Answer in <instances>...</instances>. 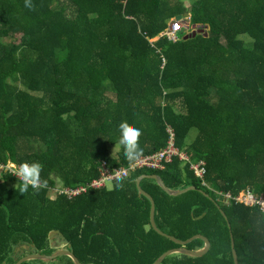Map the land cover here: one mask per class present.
I'll list each match as a JSON object with an SVG mask.
<instances>
[{"label":"trees","instance_id":"obj_1","mask_svg":"<svg viewBox=\"0 0 264 264\" xmlns=\"http://www.w3.org/2000/svg\"><path fill=\"white\" fill-rule=\"evenodd\" d=\"M29 3L0 0V162L38 163L45 183L21 193L12 173L0 174V264L52 255L53 231L81 264H153L181 248L150 226L142 175L174 191L195 186L173 196L152 179L140 183L160 232L211 244L203 258L176 253L161 264H234L231 235L238 264H264V213L218 195L264 194V0ZM189 7L178 40L163 36ZM121 121L140 130L141 155L165 147L171 128L180 150L206 161L209 186L175 157L163 170L119 179V188L116 179L111 189L51 197L97 178L103 161L129 165ZM205 246L198 238L187 247Z\"/></svg>","mask_w":264,"mask_h":264},{"label":"built area","instance_id":"obj_2","mask_svg":"<svg viewBox=\"0 0 264 264\" xmlns=\"http://www.w3.org/2000/svg\"><path fill=\"white\" fill-rule=\"evenodd\" d=\"M182 27V23L176 21L165 32H163L162 35L166 36L169 40L176 42L179 38L178 34ZM167 132L169 137L165 147L154 153L141 155L139 160L131 166L128 165L113 169L103 161L99 168V176L97 178L93 179L88 184L80 185L75 188H56L54 189V194H63L68 198H76L81 194L86 193L89 189H103L108 183H112L118 178H127L132 172L137 170H163L175 157H178L184 162H188L191 170L195 173V176L203 180L204 186H209L205 181L207 175L206 161L204 159L194 161L187 152L180 150L176 146L173 130L167 128ZM13 167H19V165L12 161L8 162L7 165L1 164L0 162V174H2V172L12 173L11 169ZM218 195L225 204L235 202L247 207H254L264 213V194L256 193L251 188L241 190L236 195L230 192H218Z\"/></svg>","mask_w":264,"mask_h":264},{"label":"water","instance_id":"obj_3","mask_svg":"<svg viewBox=\"0 0 264 264\" xmlns=\"http://www.w3.org/2000/svg\"><path fill=\"white\" fill-rule=\"evenodd\" d=\"M191 10H192V7H189L188 11L185 12L183 16L177 17V20H181L184 17L189 19V13ZM193 35H196V33ZM145 178L154 180L163 191H165L168 194L173 195V196H178V195L184 194L188 191L195 190L196 187L192 186V187H189L186 189L174 191V190L169 189L165 185V183L162 182L160 177L157 175H142L137 179L136 182H137L138 191L140 192V194L144 195L150 202V213H149L150 226L158 234L163 235V236H167L172 241L176 242L177 244L182 245L181 248L171 249V250L166 251L165 253H162L159 256V258L153 264H161L162 261L165 260L166 258H168L169 255L176 254V253L187 254L189 256H192V258H203V256L209 252V249L211 246L209 238H207L203 235H197V236H194L193 238H190L186 241H181V240H177L176 238H174L172 236L163 234L162 232H160L157 229V227L154 223V202H153V199L147 193L144 192V190L142 189V187L140 185L141 181ZM222 214L226 218V215L223 211H222ZM198 238L203 239L206 242V246L203 249H197V250L189 249L187 247L188 244L191 243L192 241H194L195 239H198ZM231 238H232L231 246H232V254H233L234 264H238V256H237V253L235 250V243H234V239H233L232 235H231ZM49 240L51 242V246L55 249H58L55 253H53L52 255H49V256L42 255V254H26L16 264H24V263L30 262V261H43V262L49 263V262L55 261L58 258H61V256H68V258H71L75 264H81L79 259L77 258V256L71 251V244H69L68 240L61 233H59L58 231L51 232L49 235Z\"/></svg>","mask_w":264,"mask_h":264},{"label":"clouds","instance_id":"obj_4","mask_svg":"<svg viewBox=\"0 0 264 264\" xmlns=\"http://www.w3.org/2000/svg\"><path fill=\"white\" fill-rule=\"evenodd\" d=\"M25 6L30 7L29 0H25ZM119 140L118 143L123 150V156L128 161L129 166L137 162L141 156L142 149L139 148L138 138L140 136V130L134 127H130L127 122L121 121L118 125ZM12 175H14L20 184L19 191L21 193L27 191L29 187L33 190H39L45 182L40 179V165L38 163L23 162L19 167H13L11 169ZM120 182L117 179L116 187L119 188Z\"/></svg>","mask_w":264,"mask_h":264},{"label":"rangeland","instance_id":"obj_5","mask_svg":"<svg viewBox=\"0 0 264 264\" xmlns=\"http://www.w3.org/2000/svg\"><path fill=\"white\" fill-rule=\"evenodd\" d=\"M185 1V3L189 6L193 1H195V0H184ZM179 22H181L182 23V25L184 24V26H186V27H188V25H187V23H185L186 21L185 20H182V21H180V20H178ZM175 23V22H174ZM197 135H198V131L197 130H193L192 131V133H191V136H190V138H189V142H191V141H193V140H195V138L197 137ZM111 151H114V148L113 147H111ZM108 186V188L109 189H111L112 188V184H108L107 185ZM253 190V189H252ZM254 192H256V193H259L258 191H255V190H253ZM259 194H263V193H259ZM50 196L51 197H55L56 195L54 194V191H50ZM58 250V249H57ZM54 262V261H53ZM53 262H49V263H47V264H57V263H53Z\"/></svg>","mask_w":264,"mask_h":264}]
</instances>
